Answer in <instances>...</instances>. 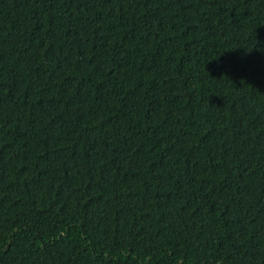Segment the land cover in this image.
<instances>
[{"label":"trees","instance_id":"1","mask_svg":"<svg viewBox=\"0 0 264 264\" xmlns=\"http://www.w3.org/2000/svg\"><path fill=\"white\" fill-rule=\"evenodd\" d=\"M0 264H264V0H0Z\"/></svg>","mask_w":264,"mask_h":264}]
</instances>
